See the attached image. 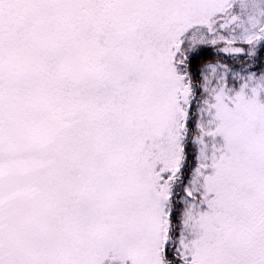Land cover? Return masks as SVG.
<instances>
[{"label":"snow or ice","instance_id":"1","mask_svg":"<svg viewBox=\"0 0 264 264\" xmlns=\"http://www.w3.org/2000/svg\"><path fill=\"white\" fill-rule=\"evenodd\" d=\"M0 264H264V0H0Z\"/></svg>","mask_w":264,"mask_h":264},{"label":"trees","instance_id":"2","mask_svg":"<svg viewBox=\"0 0 264 264\" xmlns=\"http://www.w3.org/2000/svg\"><path fill=\"white\" fill-rule=\"evenodd\" d=\"M209 59H211L212 57H208Z\"/></svg>","mask_w":264,"mask_h":264}]
</instances>
